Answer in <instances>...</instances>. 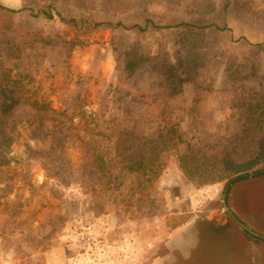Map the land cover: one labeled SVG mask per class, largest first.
<instances>
[{
	"label": "rangeland",
	"instance_id": "obj_1",
	"mask_svg": "<svg viewBox=\"0 0 264 264\" xmlns=\"http://www.w3.org/2000/svg\"><path fill=\"white\" fill-rule=\"evenodd\" d=\"M0 4L22 10H0V103L19 101L0 164V264H48L49 251L87 231L94 246L87 254L65 248L68 264H148L169 251L168 232L200 219L211 222L204 235L214 243L199 257L221 248L264 264V240L223 207L225 183L198 187L178 163L188 144L214 145L240 131L243 103L264 102V0ZM73 41L81 44L68 53ZM127 61L142 62L130 78ZM158 134L184 143L160 153L142 188L116 167L104 177L106 162L120 160L116 146L127 139L123 154L136 159L141 136ZM226 205L264 238V176L230 185ZM186 229L194 241L193 225ZM172 264H198L197 255Z\"/></svg>",
	"mask_w": 264,
	"mask_h": 264
},
{
	"label": "trees",
	"instance_id": "obj_2",
	"mask_svg": "<svg viewBox=\"0 0 264 264\" xmlns=\"http://www.w3.org/2000/svg\"><path fill=\"white\" fill-rule=\"evenodd\" d=\"M0 10L10 13H19L22 11L8 10L1 4ZM46 15L48 19L52 18L49 14ZM60 21L75 27L80 23L74 19L65 20L62 17H60ZM148 24L149 23H146L144 28L138 26L131 28L144 31ZM151 26L159 28L154 25ZM98 27H100V24H93L94 29ZM177 27H183L189 31L204 28L188 24H180L177 25ZM216 29L220 32L225 31V28L221 29L216 27ZM80 44L81 43L74 41L70 42L68 53H70L73 46H80ZM140 64H142V62L139 64L133 61L126 62L124 71L128 78L133 75L135 69L140 66ZM18 102V100L11 97L10 99H2L0 103V164L5 162L4 157L8 154L6 149L10 147L11 142L8 118L13 114L14 106H16ZM241 106H248V108L245 112L241 113L240 120L242 124L240 126V131H237L233 137L221 139L214 145L204 144L201 146L199 142L188 144V151L184 155L178 157L180 170L188 181L194 183L198 187L214 183H225V192L227 193L230 185L247 181L250 178L264 176V102H260L255 108L249 107L247 103H243ZM31 108L35 112H38L43 110L44 107L37 106V104L34 103ZM250 123L252 125H250ZM249 127L252 129L249 130ZM127 134L130 133H126V135ZM252 134H254L253 138L251 137ZM138 141H140L141 144L136 159L133 158L132 154H130L129 157L123 154V150L126 148V144H128L127 139H125L119 147H115L116 157L120 160L109 159L106 162V169H103L105 170L104 177H106V174L108 177L110 170L116 167L119 169L120 173L125 172L136 176L135 181L138 183V188H142L149 175L154 176V174H156L155 166L157 165V158L161 152L165 151L166 148L170 146V144H173L172 138L162 139L161 134H158L157 138L154 140L141 136ZM176 143L184 142L177 136ZM200 226L198 225L197 228L202 233V246L206 247V241L208 240L204 235L205 227L203 228ZM208 242V244H211L210 242L213 241ZM199 251L200 255H202L203 249ZM220 251L222 252L225 250L220 248ZM199 253L197 254L198 264H220L223 259L219 252L206 255V258L199 257Z\"/></svg>",
	"mask_w": 264,
	"mask_h": 264
},
{
	"label": "crops",
	"instance_id": "obj_3",
	"mask_svg": "<svg viewBox=\"0 0 264 264\" xmlns=\"http://www.w3.org/2000/svg\"><path fill=\"white\" fill-rule=\"evenodd\" d=\"M235 191L237 192V186L232 189L230 196H233V192ZM242 194L243 193H241L240 195ZM189 225H193V228L197 233L194 241L192 240V236H190L189 234L185 235V231L187 230L186 227ZM198 225H201L200 227L204 228L212 224L205 219H200L196 221H190L186 224V226L181 225V228L168 232V235L166 234V243L167 245H171V247L168 249L169 251H166V253L161 257L159 256L152 259L148 264H172L179 258H181V260H185L187 257V253L189 256L193 257L194 254L197 255L200 252V249L205 250L206 248L202 246V233L198 230ZM208 243L209 242L206 241V244ZM210 243H214V241ZM220 243L230 244L234 243V241H220ZM195 244L197 245L195 246ZM68 254L69 253L65 250V247L61 245L57 250L49 251L45 256L48 258V264H68ZM220 256L223 257L220 264H251V261H247L248 258L244 257V255L239 252L225 250L220 253Z\"/></svg>",
	"mask_w": 264,
	"mask_h": 264
},
{
	"label": "built area",
	"instance_id": "obj_4",
	"mask_svg": "<svg viewBox=\"0 0 264 264\" xmlns=\"http://www.w3.org/2000/svg\"><path fill=\"white\" fill-rule=\"evenodd\" d=\"M96 242L94 232H84L69 238L65 241V248L70 251H75L77 253L87 254ZM3 243V237L0 231V259H1V248Z\"/></svg>",
	"mask_w": 264,
	"mask_h": 264
},
{
	"label": "water",
	"instance_id": "obj_5",
	"mask_svg": "<svg viewBox=\"0 0 264 264\" xmlns=\"http://www.w3.org/2000/svg\"><path fill=\"white\" fill-rule=\"evenodd\" d=\"M226 197H227V193L224 192V196H223V207L226 209L227 213L230 215V217L234 220V222L242 229L244 230L245 232H247L249 235L255 237V238H260V239H263V237H260L259 235H257L256 233H254L253 231L249 230L247 227H245L242 223H240L238 220H236L234 218V216L230 213V211L228 210L227 208V205H226Z\"/></svg>",
	"mask_w": 264,
	"mask_h": 264
}]
</instances>
